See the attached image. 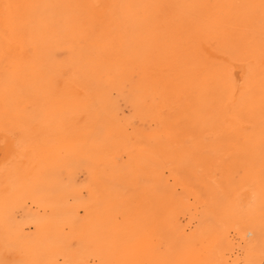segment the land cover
Wrapping results in <instances>:
<instances>
[{"label":"bare ground","instance_id":"obj_1","mask_svg":"<svg viewBox=\"0 0 264 264\" xmlns=\"http://www.w3.org/2000/svg\"><path fill=\"white\" fill-rule=\"evenodd\" d=\"M0 264H264V0H0Z\"/></svg>","mask_w":264,"mask_h":264}]
</instances>
